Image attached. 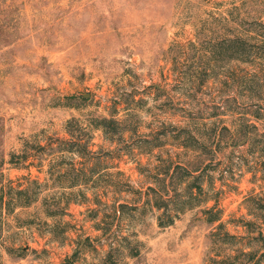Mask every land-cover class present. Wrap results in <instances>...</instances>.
I'll list each match as a JSON object with an SVG mask.
<instances>
[{
	"label": "rangeland",
	"instance_id": "1",
	"mask_svg": "<svg viewBox=\"0 0 264 264\" xmlns=\"http://www.w3.org/2000/svg\"><path fill=\"white\" fill-rule=\"evenodd\" d=\"M1 194L0 264H264V0H0Z\"/></svg>",
	"mask_w": 264,
	"mask_h": 264
},
{
	"label": "trees",
	"instance_id": "2",
	"mask_svg": "<svg viewBox=\"0 0 264 264\" xmlns=\"http://www.w3.org/2000/svg\"><path fill=\"white\" fill-rule=\"evenodd\" d=\"M232 40H240V41L242 40L243 41L244 39H242L241 37H234ZM103 121H105V119ZM99 127H102L104 129V125H100ZM67 133L70 136L69 138H67V139L57 138V142L56 141L55 142H47L45 145H40V147L45 149V148H47L49 146H53L54 144L57 143L58 150L62 149V151H70V152H73V153H76V154H79V155H82V154L85 155V153H87V152L88 153L93 152V150L90 147V144L85 142L78 134H76V132H74L73 130L68 128ZM61 145H64L66 147L65 148H61ZM57 147H56V149H57ZM26 159H28V157L24 156V160H26ZM158 174L159 175L160 174L164 175L162 177L165 178L166 175L168 174V172L163 170V172H158ZM78 175H80V173H77V176ZM150 187L153 190L154 195H155V205H156V207L161 209L165 205H167L166 204L167 200L163 196H159V198H156V195L158 194L159 190L156 187H154V186H150ZM165 189L167 190V188H165ZM199 189L201 190L202 186H199ZM24 191H25V189H21L20 190V192H24ZM190 195H192V193ZM3 198H4V195L1 194L0 201H2ZM30 202H31V200H28V202H26L25 204L27 205ZM207 211H210V209L207 210ZM209 219L211 221H216V220H219L220 218L217 215V216H212ZM174 221H175V219L172 218L169 222L164 223L162 218L159 217V225H161V226L171 225V224L174 223ZM258 262H259V259L256 260V263H258Z\"/></svg>",
	"mask_w": 264,
	"mask_h": 264
},
{
	"label": "water",
	"instance_id": "3",
	"mask_svg": "<svg viewBox=\"0 0 264 264\" xmlns=\"http://www.w3.org/2000/svg\"><path fill=\"white\" fill-rule=\"evenodd\" d=\"M83 96H84V97H87L88 95H86V94H83Z\"/></svg>",
	"mask_w": 264,
	"mask_h": 264
}]
</instances>
